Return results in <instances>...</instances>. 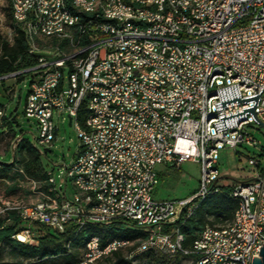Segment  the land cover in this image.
I'll return each instance as SVG.
<instances>
[{
  "label": "built area",
  "instance_id": "1",
  "mask_svg": "<svg viewBox=\"0 0 264 264\" xmlns=\"http://www.w3.org/2000/svg\"><path fill=\"white\" fill-rule=\"evenodd\" d=\"M5 1L11 17L21 15L20 0ZM197 1L173 0L177 13H168L165 0H157L160 15H152L150 9L125 0L127 16L100 18L97 12L87 13L86 25L65 26L56 0H41V28L56 26L55 35L63 43L76 40L73 31H80L87 45L66 53H43L26 42L25 29H20L35 61L0 78L30 75L23 112L36 124L34 139L42 158L46 149L40 146H49L56 138V120L70 118L79 144L57 174L60 181L53 175L54 165L46 164L45 190L18 168V185L29 184L26 194L0 197V215L14 211L25 223L12 238L36 244L32 222L57 232L70 224L79 230L84 222L123 224L145 230L142 253L153 250L168 258L191 253L182 247L177 228L165 232L164 227L191 214L202 191L226 189L217 167L219 150L257 146L248 127L264 128V0H211L205 9L195 11ZM32 2L29 22L37 19ZM116 22H124L125 30L116 31ZM6 30V40L12 43L10 28ZM81 51H88L86 65L78 63ZM206 91H217V98L205 100ZM82 104L93 105V112L86 113L89 133L75 127ZM208 112H217L218 132L206 127ZM21 139L16 135L13 145ZM88 139H95V146H88ZM118 159L126 160L123 170H116ZM185 160L200 166L195 191L181 199L153 198L151 191L159 180L156 167L179 169ZM247 164L254 167V177L227 184L238 197V206L244 207L240 237L201 229L195 237L200 254L192 253L190 264H231V257L245 261L259 257L264 243V163L248 157ZM70 172H77L81 186L91 185L93 195L72 191ZM118 185H126L124 198H113ZM114 244H92L77 264Z\"/></svg>",
  "mask_w": 264,
  "mask_h": 264
},
{
  "label": "trees",
  "instance_id": "2",
  "mask_svg": "<svg viewBox=\"0 0 264 264\" xmlns=\"http://www.w3.org/2000/svg\"><path fill=\"white\" fill-rule=\"evenodd\" d=\"M66 2L69 3L70 0H66ZM9 9L10 8H8V10ZM8 15L10 17V11ZM11 22L12 43L3 38L0 33V76L25 69L31 66L35 61L34 56L27 53V46L20 33V28L13 23L12 19ZM22 76L23 74L19 75L18 79L21 80ZM77 118L79 124L83 126L84 114L82 109L79 110ZM6 135L8 137L6 148H10L11 142L16 135L10 131L4 132L0 134V141L3 138L5 139ZM13 165H17V168L21 167L27 176L39 182L40 189L45 190L47 188L48 185L43 184V181L47 178L46 164L39 150L23 137L19 140V143H16L12 161L9 163L0 162V179L6 178V174H8V171ZM17 168L16 171L14 170V179L12 178L13 180H11V184H14L13 186H15L17 182L16 178L21 177ZM1 174H3V176H1ZM225 187L226 189H224V191L211 192L205 198L196 202L197 204H195V208L190 215L187 217L180 216V218L173 223L167 224L164 227V231L169 232L174 227L177 228L183 237L182 247L188 249L204 226L228 222L232 218L237 207V199L229 195V186L225 185ZM24 227L25 223L16 215V212L9 211L5 215H0V245L6 242L12 248L17 249L20 254L24 256V260H26L25 264H42L39 262L56 257L60 259V262L55 264H77L80 258H76L78 249H80L85 241L92 235H98L102 241L112 238L125 239L130 242L133 241L132 246L128 247L130 250L145 236L142 231L131 227H124L123 224H89L79 230H76V227L70 224L66 226L63 232H57L38 222H32L30 228L34 233V238L37 243L28 244L12 238V235ZM125 248L127 247L120 248V250L118 249L113 252L112 255L104 259H116V262H119L122 260L119 256ZM137 255H144L147 262L150 264L166 263L165 259H163L164 256L153 250L136 254L134 257ZM185 256L192 258L193 254L189 253L185 255L177 253L173 258L174 262L178 263L179 259Z\"/></svg>",
  "mask_w": 264,
  "mask_h": 264
},
{
  "label": "rangeland",
  "instance_id": "3",
  "mask_svg": "<svg viewBox=\"0 0 264 264\" xmlns=\"http://www.w3.org/2000/svg\"><path fill=\"white\" fill-rule=\"evenodd\" d=\"M9 11L5 0H0V14H2V21H4V27L0 28V33L3 38L7 39V30L10 28V34L12 37V22L11 15L9 17ZM21 80L18 79V75L10 74L0 78V89L7 91V93L0 94V109L4 113L3 119L7 122L0 127V134L4 132L15 133V135L21 134V136L28 140L31 144L36 143L34 137L37 134L36 124L33 119L27 118L24 115L23 107L25 104L26 94L29 88L30 75L28 73H21ZM7 85V86H5ZM58 130L56 132V138L49 146H40L42 149H46L43 161L45 164L51 166L54 165L53 175L56 181H60L57 177L59 171L65 165L69 163L73 154L76 152L79 139L77 137L76 130L73 126L68 125L67 118L61 122L56 120ZM248 131L252 136L259 141L257 146L242 144L233 148H223L219 150V159L217 167L220 172V182L222 184H232L235 181L247 180L254 177V167L247 164V158H257L264 163V128H255V126L248 127ZM8 143V137L1 142L0 147L5 150L0 154V162L9 161L12 158V151L14 153L15 148L6 149ZM38 149V148H37ZM158 174V183L151 191V196L157 200L161 199H181L188 197L198 187L200 178V166L197 162L192 160H185L182 162L179 169L173 167H165L158 165L156 167ZM6 174V173H4ZM15 173L6 174V180L11 184ZM3 176V174H1ZM5 176V175H4ZM13 178V179H12ZM8 184L0 179V197H17L26 194L29 184L22 183L18 186H12L7 188ZM14 188V189H13ZM224 224V223H222ZM222 224H214L215 226ZM132 245H127L119 257L122 258L119 262L116 259H101L94 264H150L144 255H137L133 258H128L131 255V250L128 248ZM130 250V251H129ZM82 247L78 249L76 258L82 255ZM128 253V254H127ZM127 255V256H126ZM174 258V257H173ZM173 258L163 257L165 259L164 264H190V257L185 256L179 259L178 263L174 262ZM171 261V262H168ZM24 256L20 252L12 248L8 243L3 242L0 245V263L1 264H25ZM60 262V259L51 258L47 261H40L42 264H55Z\"/></svg>",
  "mask_w": 264,
  "mask_h": 264
},
{
  "label": "bare ground",
  "instance_id": "4",
  "mask_svg": "<svg viewBox=\"0 0 264 264\" xmlns=\"http://www.w3.org/2000/svg\"><path fill=\"white\" fill-rule=\"evenodd\" d=\"M9 3H17V0H8ZM73 2L67 3L66 0H56V11L59 14L65 15V26H72L75 22L77 25H86L87 13L97 12L100 18H118L128 15V8L125 6V0H74ZM211 0H198L195 3V11H202L205 9ZM133 4L137 5V8L150 9V14L160 15V7L157 5V0H133ZM182 4H191V0H182ZM165 7L168 13H177V6L173 0H165ZM20 11L21 15L18 17H11L13 23L20 29H25V39L27 43H32L34 50H43V53H51L52 51H58L59 53H66V50H75L82 48L87 45V37L80 35V31H73V38L76 40H70L63 43L61 36H56V26L42 27V21H44V10L41 5V0H33L32 2V15H35L37 19L34 22H29V0H20ZM11 13V9H10ZM41 28V31H40ZM125 23L116 22V31H124ZM55 41V42H53ZM88 60V51H81L78 55L79 65H86ZM217 98V91H206L205 100H213ZM83 111L84 124L81 126L79 121L75 120V127H79L80 133H89V120H86V113L93 112L92 104H82L78 108ZM206 127H210L211 132H218L220 130V120H217V112H208L206 119ZM14 140L11 142V147L15 148L16 144L13 145ZM33 146L38 148L37 143H32ZM88 146H95V139H88ZM126 167L125 159H118L116 162V170H123ZM69 184L72 191H78V195L87 196L93 195V187L91 185H82L77 178V172L69 173ZM224 189L220 188H208L199 194L198 199L195 200L194 204L191 205V213L195 208L196 202L205 198L211 192H222ZM230 196L237 199V207L233 213L232 218L222 225H206L202 230L212 229L217 234H225L230 231V238H239L241 233V223H245L244 207L238 206V197L230 193ZM126 194V185H118L113 191V198H124ZM190 215V214H188ZM89 224H97V222H84L80 223V228L85 227ZM145 234V230L138 229ZM181 235V233H180ZM21 237V236H20ZM122 241V242H121ZM119 242V243H116ZM133 242V241H132ZM123 239H104L103 241L98 235L90 236L85 243L82 245V252L85 253L87 248L92 244H114L110 246L101 254H95L92 258L82 261L80 264H94L97 261L104 259L112 255L113 252L127 245L133 243ZM145 246V236L140 239L137 245L131 250V255L142 253L141 247ZM190 252L193 254H200V246L193 240ZM82 253V255H83ZM231 264H252V259L243 257H231Z\"/></svg>",
  "mask_w": 264,
  "mask_h": 264
},
{
  "label": "crops",
  "instance_id": "5",
  "mask_svg": "<svg viewBox=\"0 0 264 264\" xmlns=\"http://www.w3.org/2000/svg\"><path fill=\"white\" fill-rule=\"evenodd\" d=\"M5 86H7V85H5ZM2 92L5 94V93L8 92V90L4 92V91H2V90L0 89V94H1V95H3ZM3 117H4V115H3V116H0V127L7 123V122L3 119ZM3 140H4V138L0 141V144H1V142H2ZM6 149H9V147L6 148ZM10 149H11V147H10ZM4 150H5V148L3 149L2 147H0V154H2ZM11 150H12V149H11ZM12 158H13V151H12ZM12 158H11L9 161H5V162H6V163L11 162V161H12ZM0 168H1V166H0ZM16 168H17V165H13V166L11 167V169L8 171V174L14 173V170L16 171ZM17 169H18V168H17ZM18 179H19V177L16 178V180H18ZM1 180L4 181L5 184H8V187H7L8 189L11 188V187L14 185V184H9V183H7L8 180H6V179H1ZM225 185H226V184H225ZM16 186H18V182H16L15 187H16ZM13 189H14V188H13Z\"/></svg>",
  "mask_w": 264,
  "mask_h": 264
},
{
  "label": "water",
  "instance_id": "6",
  "mask_svg": "<svg viewBox=\"0 0 264 264\" xmlns=\"http://www.w3.org/2000/svg\"><path fill=\"white\" fill-rule=\"evenodd\" d=\"M68 125H70V118L68 120ZM252 264H264V243L262 246H260L259 257H252Z\"/></svg>",
  "mask_w": 264,
  "mask_h": 264
}]
</instances>
